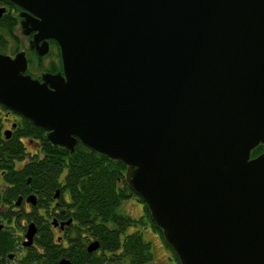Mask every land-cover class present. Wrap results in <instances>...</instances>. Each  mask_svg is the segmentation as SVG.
Wrapping results in <instances>:
<instances>
[{"label": "water", "instance_id": "95a60500", "mask_svg": "<svg viewBox=\"0 0 264 264\" xmlns=\"http://www.w3.org/2000/svg\"><path fill=\"white\" fill-rule=\"evenodd\" d=\"M5 1L61 72L0 54V104L51 146L120 161L179 264H264V0Z\"/></svg>", "mask_w": 264, "mask_h": 264}, {"label": "trees", "instance_id": "16d2710c", "mask_svg": "<svg viewBox=\"0 0 264 264\" xmlns=\"http://www.w3.org/2000/svg\"><path fill=\"white\" fill-rule=\"evenodd\" d=\"M6 16L0 18V28L9 33L13 20L8 14ZM14 123L10 132H0V216L5 224L9 225L11 216L15 214L13 209L16 208L14 202L17 197L24 199L27 195H34L35 203L30 204L29 211L20 207L18 219H24L26 225L33 223L37 228L36 242L47 243L51 220L45 223L44 218L49 217L52 198L57 195L58 207L67 208L68 216L77 226L68 239L70 249L62 251L74 263L80 260L92 264L150 262V243L138 230L143 227H149L158 234L168 247L150 220L146 207L124 182L125 166L120 161L110 160L79 143L74 145L72 152L51 146L44 139L45 131L41 128L23 118L16 119ZM262 151L264 144H258L250 156ZM129 198L142 205L136 218L117 211L118 205ZM41 208L45 211H39ZM128 228L132 231L126 233ZM88 238L97 241L100 255L84 251L83 243ZM12 241L9 227L0 232V245L3 244L6 250L12 246Z\"/></svg>", "mask_w": 264, "mask_h": 264}, {"label": "flooded vegetation", "instance_id": "af4514ba", "mask_svg": "<svg viewBox=\"0 0 264 264\" xmlns=\"http://www.w3.org/2000/svg\"><path fill=\"white\" fill-rule=\"evenodd\" d=\"M0 8L3 9L0 13V18L7 17L6 15L8 14L9 18L13 20L12 31H9V33L5 30V28H0V47L7 49L9 40L16 43L20 37L24 42L22 48L18 49L15 46L11 53L4 50L3 52H0V54L13 57L17 52H23L26 60V69L24 74L29 75L32 79L40 81V76L43 73H60L61 63L59 49L56 42L52 39H46L47 50L42 55H38L34 50L33 43H30L34 32L30 31L27 34L22 32L20 26L22 17L19 16L21 9L5 0H0ZM17 32L19 33V37L16 34ZM38 44H40V42H38ZM43 59L44 61L42 63ZM18 118L20 119L21 117L0 104V132H10L11 128L15 126L14 121ZM5 125H7V127H5ZM24 205H26L28 209L31 206L30 203L25 202V200L21 198L18 205H15L16 208L13 209L15 214L11 216V222L9 225L5 224L4 218L0 216V232L9 227L10 235L13 240L12 246L8 250L5 249L3 244L0 245V264H58V261L62 258L68 260L72 264H92L90 261L87 262L86 260H80L78 263H74L62 254L63 250L66 252L70 249L68 239L74 234L77 226L72 221L71 217L68 216L67 208L64 206L58 207L59 201L57 195H54L52 198L50 214H48L47 211L49 217L44 218V221H46L45 223L51 220L48 227L50 240L44 244L36 242L37 228H35L31 242L29 244H24L23 242L26 241L24 233L26 231L27 222L25 224L18 223V217L21 216L20 207L24 210ZM39 211L43 212L45 210L41 208ZM88 239L89 240H86L83 243L84 251L87 254L94 252L97 256L100 255L101 252L98 248V243L96 248L90 251L87 250L89 243L95 241L90 238ZM98 258V260H100V257Z\"/></svg>", "mask_w": 264, "mask_h": 264}, {"label": "rangeland", "instance_id": "374dc122", "mask_svg": "<svg viewBox=\"0 0 264 264\" xmlns=\"http://www.w3.org/2000/svg\"><path fill=\"white\" fill-rule=\"evenodd\" d=\"M16 34L19 37V33L17 32ZM22 40L23 39L21 37L17 41L18 43L17 42L15 43V42H12L11 40H9V43L7 45V49L0 47V48H2V49H0V52L7 50V52L11 53V51L15 48V46L18 49L22 48V46L24 44V42ZM43 61H44V59L42 60V63H43ZM7 125H5V127H7ZM23 208L25 211L29 210L28 207H26V205H24ZM141 209H142L141 203H139L134 198H129V199L122 201L120 203V205H118L117 211L125 213L131 217L136 218L139 216ZM18 220H19L18 223L25 224L24 223L25 220L22 219L21 217ZM138 230L140 231L142 238L146 241H149V243H150V251L152 254V259L150 262H148L146 264H177V262L173 258L171 250L162 243L158 234H156L151 229H149V227L138 228ZM131 231L132 230L130 228L126 229V233H129Z\"/></svg>", "mask_w": 264, "mask_h": 264}]
</instances>
